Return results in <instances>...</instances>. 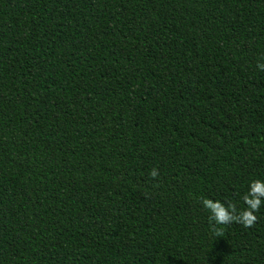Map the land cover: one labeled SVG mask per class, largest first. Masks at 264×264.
Wrapping results in <instances>:
<instances>
[{
    "label": "trees",
    "instance_id": "obj_1",
    "mask_svg": "<svg viewBox=\"0 0 264 264\" xmlns=\"http://www.w3.org/2000/svg\"><path fill=\"white\" fill-rule=\"evenodd\" d=\"M258 61L264 0H0V264H264L201 203L264 179Z\"/></svg>",
    "mask_w": 264,
    "mask_h": 264
},
{
    "label": "clouds",
    "instance_id": "obj_2",
    "mask_svg": "<svg viewBox=\"0 0 264 264\" xmlns=\"http://www.w3.org/2000/svg\"><path fill=\"white\" fill-rule=\"evenodd\" d=\"M257 69L264 71V63L257 62ZM150 175L155 177L156 170ZM244 207L237 210L236 205L212 199H203L201 203L209 210V220L213 225H223L230 222L242 224L245 228L251 227L256 221V211L264 202V179L256 178L249 181L247 190L241 196Z\"/></svg>",
    "mask_w": 264,
    "mask_h": 264
}]
</instances>
